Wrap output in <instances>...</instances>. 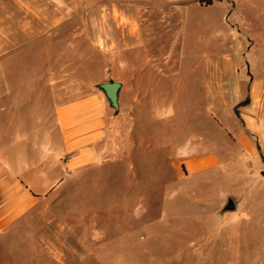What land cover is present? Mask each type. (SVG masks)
I'll list each match as a JSON object with an SVG mask.
<instances>
[{
  "label": "rangeland",
  "instance_id": "374dc122",
  "mask_svg": "<svg viewBox=\"0 0 264 264\" xmlns=\"http://www.w3.org/2000/svg\"><path fill=\"white\" fill-rule=\"evenodd\" d=\"M230 62L228 73L214 69ZM27 67L44 75L50 109L122 82L116 116L131 133L125 157L115 150L82 168L26 219L91 222L96 239H112L99 251L108 264H264V147L260 174L223 159L185 179L177 164L190 140L220 143L239 124L216 78L264 77V0H0V107L14 88L7 77ZM173 190L188 196L172 200ZM229 198L236 209L222 212ZM176 203L203 211L162 214ZM197 224L198 256L180 253L171 240Z\"/></svg>",
  "mask_w": 264,
  "mask_h": 264
},
{
  "label": "crops",
  "instance_id": "0c3cea01",
  "mask_svg": "<svg viewBox=\"0 0 264 264\" xmlns=\"http://www.w3.org/2000/svg\"><path fill=\"white\" fill-rule=\"evenodd\" d=\"M253 39L255 44L248 52L255 56L259 45L258 38ZM232 66L230 62L224 67L214 65V69L221 75ZM30 69L7 77V85L14 88L0 107V264H91L93 260L108 264L99 253L107 238L96 239L91 222L26 218L47 194L60 189L82 168L96 167L115 150L124 154L131 130L126 128L125 118H117L99 90L48 108L45 77ZM215 81L217 91L230 97L225 106L234 108L239 124L231 135L225 133L220 143L205 145L200 135L190 140L185 153L177 156L183 177H204L219 168L223 159L231 166L246 165L260 174L264 139L258 118L264 104V77L230 75L218 76ZM244 97L249 104L239 106ZM133 136L136 149L140 139L137 119ZM251 192L246 196H254ZM168 195L173 200L188 196V192L173 190ZM202 207L168 204L162 214L179 217L183 212L200 213ZM203 230L204 225H186L181 230L183 239L174 237L171 243L184 245L182 254L198 256L199 246L205 244Z\"/></svg>",
  "mask_w": 264,
  "mask_h": 264
},
{
  "label": "water",
  "instance_id": "95a60500",
  "mask_svg": "<svg viewBox=\"0 0 264 264\" xmlns=\"http://www.w3.org/2000/svg\"><path fill=\"white\" fill-rule=\"evenodd\" d=\"M95 87L104 94L110 108L114 110L115 114H117L120 110L119 100L123 83L119 81H107L98 83L95 85ZM235 209V202L229 198L222 212H232L235 211Z\"/></svg>",
  "mask_w": 264,
  "mask_h": 264
},
{
  "label": "trees",
  "instance_id": "16d2710c",
  "mask_svg": "<svg viewBox=\"0 0 264 264\" xmlns=\"http://www.w3.org/2000/svg\"><path fill=\"white\" fill-rule=\"evenodd\" d=\"M249 104V99H246L245 101L241 102L239 106H244ZM235 112L238 114V112L235 110ZM262 175L264 176V172H262Z\"/></svg>",
  "mask_w": 264,
  "mask_h": 264
}]
</instances>
